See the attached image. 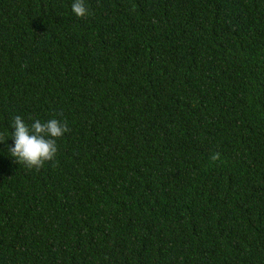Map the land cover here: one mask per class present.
I'll return each instance as SVG.
<instances>
[{
  "label": "trees",
  "instance_id": "obj_1",
  "mask_svg": "<svg viewBox=\"0 0 264 264\" xmlns=\"http://www.w3.org/2000/svg\"><path fill=\"white\" fill-rule=\"evenodd\" d=\"M0 0V264H264V0ZM219 153V158L211 157Z\"/></svg>",
  "mask_w": 264,
  "mask_h": 264
},
{
  "label": "clouds",
  "instance_id": "obj_2",
  "mask_svg": "<svg viewBox=\"0 0 264 264\" xmlns=\"http://www.w3.org/2000/svg\"><path fill=\"white\" fill-rule=\"evenodd\" d=\"M72 12L79 18L88 15L85 0H73ZM11 134L13 145L7 146V152L15 158L16 163H23L27 168H41L45 162L53 161L57 153L56 138L61 137L68 129L67 122H61L56 118L41 122L36 119L29 126L20 115L14 116L11 122ZM0 133V142L7 138ZM213 160L219 158L215 153Z\"/></svg>",
  "mask_w": 264,
  "mask_h": 264
}]
</instances>
